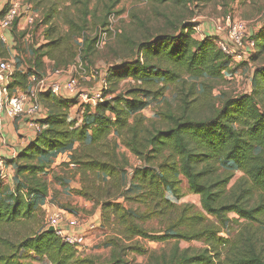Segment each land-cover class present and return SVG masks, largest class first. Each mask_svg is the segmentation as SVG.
Segmentation results:
<instances>
[{
    "label": "trees",
    "instance_id": "trees-1",
    "mask_svg": "<svg viewBox=\"0 0 264 264\" xmlns=\"http://www.w3.org/2000/svg\"><path fill=\"white\" fill-rule=\"evenodd\" d=\"M6 8L7 4L0 17ZM50 15L47 12L43 17V24ZM68 23L63 36L54 38L48 30L44 33L46 43L34 48L30 65L15 70L13 87L25 90L32 74H43L44 57L52 60L56 69L73 62L79 38L81 57L88 58L97 38L84 34L86 14L80 11L77 21ZM192 27L191 22L180 23L174 32L162 31L136 42L134 59L107 70L102 100L94 106L78 102L86 118L71 117L76 99H62L50 92L38 94L46 116L38 121L40 129L35 137L13 159L5 161L13 172V188L0 180V264H19L22 251L45 257L51 264L77 261L75 246L40 225V209L48 195L44 175L53 158L64 151H70V159L62 165H72L81 176V186L73 192L100 206L103 224L112 221L120 227L123 238L111 237L113 245L133 237L176 242L202 238L204 248L189 253L178 249L175 242L172 253L155 256L151 264H264L263 251L257 246L259 228L253 227L264 215V21L250 35L255 47L249 63L239 64L222 52L216 38L198 39ZM0 48L7 51L1 42ZM260 56L262 62L257 63ZM250 62L254 64L250 90L221 98L209 115L193 117L188 95L179 97L175 110L160 114L165 126L151 127L138 113L145 103L139 94H152L157 99L166 85H180L187 77L229 78L237 66ZM124 79L135 85L114 94L112 84ZM121 146L135 156L138 165L129 164L119 151ZM219 163L234 165L250 185L239 180L226 190L231 175H215ZM127 168L131 169V182L139 188L132 195L127 194L122 177ZM179 176L185 179L189 192L200 196L202 211L187 214L190 206L177 205L165 196L166 190L180 196ZM254 194L258 199L250 204ZM127 201L143 207L140 220H165L164 232L149 234L126 207ZM230 212L245 223L232 240L219 236L220 230L206 223V215L223 222ZM110 262L126 264L119 254H113Z\"/></svg>",
    "mask_w": 264,
    "mask_h": 264
},
{
    "label": "rangeland",
    "instance_id": "rangeland-1",
    "mask_svg": "<svg viewBox=\"0 0 264 264\" xmlns=\"http://www.w3.org/2000/svg\"><path fill=\"white\" fill-rule=\"evenodd\" d=\"M16 1L18 3L16 23L9 30L7 44H3L8 51L0 48V59L11 60L15 70L29 66L34 48L46 43L44 33L48 30L54 38L65 35L69 29L68 21L72 19L77 21L80 11H84L87 21L84 34L97 38L93 51L86 60L82 59L80 51L82 39L79 38L76 41L78 45L74 61L64 68L56 69L53 61L44 57L43 74L50 78L51 75L57 73L60 82H65L70 76H74L78 87L87 91L100 88L101 80L105 78L108 69L134 59V44L136 42L155 36L162 31L174 32L180 23L191 22L192 25L197 26L199 34L195 33V37L198 39L202 33L211 34L217 39L225 33L226 29L217 31L216 26L220 25L224 28L227 16L246 22L249 35L255 34L264 21V0H193V2L168 0L163 3L158 0ZM27 12H31L34 18L30 25L25 24L24 21ZM47 12L51 13V18L47 24H43V17ZM262 56L264 57V52ZM261 58L260 56L257 63L262 62ZM250 63V65L246 63L237 66V70L230 78L187 77V81L185 80V83L182 82L180 85H166L162 96L157 99L152 94H139L145 103L138 113L147 124L151 122V127L165 126L166 124L160 121V114L175 110L181 101L179 97L188 95L187 99H192L189 100L192 103L189 113L193 117L209 115L213 108L220 105L221 98L250 90L252 68L254 67L253 62ZM134 85L131 79H124L117 80L112 84V88L114 94H117ZM73 99L77 101L70 109L71 117L79 120L82 117L86 118V115L83 116V107L77 104L78 102L82 103L80 98L75 95ZM261 108L264 111V101ZM119 151L125 154L132 167L139 164L135 156L123 146L119 147ZM216 166L218 167L215 175L219 177L231 175L226 190H229L239 180H242L245 185H250L243 173L231 163H219ZM131 175V169L127 168L122 176L129 195L139 192V188L135 186L134 182H131ZM44 176L48 181V195L50 192L51 198H48V201H45L46 203L40 209L42 212L41 226L46 227L51 216L57 212L66 216L70 215L79 223L91 221L93 224L94 222L98 223L97 226L85 231L81 243L76 245L75 259L77 261L74 264H111L110 260L113 254H119L126 264H151V261L155 260V256L164 257L173 252L175 239L156 240L150 237H133L129 240L121 239L119 245H113L109 241L111 237L119 235L123 238V235L119 234L120 227L116 223H111L112 221L103 224L99 205L88 201L89 205L78 206V198L75 197L78 195L73 192L75 189L69 188V185L64 182V179H69L73 181L71 186L77 182L81 186V176L62 164L52 172L48 170ZM55 177L62 178L65 183L63 184L65 187H60L68 194L66 203H61L57 199L61 193L57 185L59 182L62 184V181L55 180ZM179 179L180 196L174 197L169 190H166L165 196L177 205L190 206L191 210L187 214L202 211L200 196L189 192L182 176H179ZM48 195L47 197H49ZM257 199V195L254 194L249 203L254 204ZM81 200L83 202L85 199L81 197ZM37 204L40 205V201ZM125 204L136 217L137 223L148 230L149 234H162L166 226L165 220L155 217L146 221L140 220L139 214L143 207L133 201H127ZM223 219L221 222L212 215H206V223L217 227L220 230L219 236L232 240L245 223L232 212L226 213ZM253 227L259 228L257 246L264 254V215L261 222H255ZM176 244L178 249H186L189 253L206 246L202 238L189 241L178 240ZM20 256L19 264H51L45 257H39L30 252L22 251Z\"/></svg>",
    "mask_w": 264,
    "mask_h": 264
},
{
    "label": "built area",
    "instance_id": "built-area-1",
    "mask_svg": "<svg viewBox=\"0 0 264 264\" xmlns=\"http://www.w3.org/2000/svg\"><path fill=\"white\" fill-rule=\"evenodd\" d=\"M18 11L17 1H12L7 4V8L0 17V42L7 44V35L12 29L13 23L16 20ZM25 24H32L34 21L33 15L26 13ZM220 28V29H219ZM225 30V33L216 39L218 47L224 54L231 58L232 63L239 64L241 62H248L249 57L254 52L255 41L250 37L246 22L227 16L224 21V28L220 25L216 26V30ZM193 35L199 34V28L195 25L192 27ZM205 36H212L211 34L202 33L200 39ZM15 68L11 60L7 58L0 59V125L1 118L6 115L9 118H16L23 114L29 116H45L46 110L38 100V94L50 92L57 97L63 98L62 93L66 96L77 95L80 102L94 106L97 102L102 100V90L106 87V80H101V86L97 90L87 91L79 88L78 82L74 76H70L65 80L64 84L59 81L57 73L51 75L50 78L46 74L35 75L29 77L28 85L25 90L19 87H13L11 84L14 81ZM53 76L55 78H53ZM230 78V77H229ZM32 128L37 134L39 131V124L32 122ZM5 166L0 158V180L6 176ZM79 222L71 217L63 215L60 212L53 214L48 222L46 228L52 226L55 233L65 242L75 246L82 241L83 234L78 232Z\"/></svg>",
    "mask_w": 264,
    "mask_h": 264
},
{
    "label": "crops",
    "instance_id": "crops-1",
    "mask_svg": "<svg viewBox=\"0 0 264 264\" xmlns=\"http://www.w3.org/2000/svg\"><path fill=\"white\" fill-rule=\"evenodd\" d=\"M12 1H16V0H0V11L2 8L5 7L6 4ZM55 77L53 76V78ZM61 83L64 84V82H61ZM62 97H63L62 99H73L71 96H66L64 91L62 93ZM45 116H29L28 114H23L13 119L7 117L6 115H3L1 118L0 158L3 161V164L6 169L5 170L6 176L2 180V182L6 183L10 188H13V178H12L13 172H12L10 165L5 164V161L13 159L20 152V150H22L35 137L36 133L34 132L32 128V122L38 123V121L45 118ZM76 146L77 144H75L73 147L75 148ZM69 159H70V151H64V152L58 153L53 158L52 164L48 170H51L52 172L53 170L57 169V167L61 165L62 163L68 162ZM72 168L73 166L69 165V169L72 170ZM66 180L67 179H64V182L67 183V185H69V188L71 187L74 189H78L80 187L78 182L75 183L74 186H71L73 181L69 179L67 181ZM59 183L57 186L60 189L61 193L59 194V197L57 199H59L61 203H66L67 202L66 196H68V194L67 192H65V190L63 191ZM48 196L49 197H47L45 201H48V198H51L50 192ZM75 197L78 198V201H77L78 206L89 205L88 201L83 200L82 202L80 196H75ZM67 216H70V215H67ZM92 222L93 221L89 223H79L78 228H76V230H78V232L85 233V231L98 225L97 222H94V224Z\"/></svg>",
    "mask_w": 264,
    "mask_h": 264
},
{
    "label": "water",
    "instance_id": "water-1",
    "mask_svg": "<svg viewBox=\"0 0 264 264\" xmlns=\"http://www.w3.org/2000/svg\"><path fill=\"white\" fill-rule=\"evenodd\" d=\"M48 230L52 232V231H54V228H53L52 226H50V227L48 228Z\"/></svg>",
    "mask_w": 264,
    "mask_h": 264
}]
</instances>
